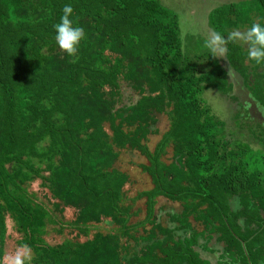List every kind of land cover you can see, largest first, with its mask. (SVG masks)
<instances>
[{
	"label": "trees",
	"instance_id": "obj_1",
	"mask_svg": "<svg viewBox=\"0 0 264 264\" xmlns=\"http://www.w3.org/2000/svg\"><path fill=\"white\" fill-rule=\"evenodd\" d=\"M65 5L73 8L74 26L85 30L77 62L63 53L40 77L28 66L18 69L14 83L0 77V210H9L19 227L18 245L31 248L38 264H211L200 252L215 254L214 264H264V154L246 145L227 150L222 124L201 97L208 88L229 96L224 68L209 50L195 60L183 55L177 16L157 0H0V40L18 39V31L9 36V25L19 23L32 38L40 29L41 43ZM257 21L264 25V0L221 4L207 14L210 29L224 36ZM227 49L228 65L264 107V67L249 62L239 44ZM120 81L138 98L115 108ZM155 113L168 116L169 128L149 153L143 143ZM169 142L174 162L165 166L159 158ZM125 147L146 157L149 166L141 170L152 184L139 194L150 229L138 239L126 234L128 208L120 205L126 176L111 166ZM40 165L47 177L39 175ZM37 176L66 189L65 202L70 194L90 200L79 219H109L121 237L140 243L138 250L100 233L81 245L44 244L43 211L32 207L23 186ZM158 197L180 204L168 217L176 226L159 224ZM3 241L0 235V259Z\"/></svg>",
	"mask_w": 264,
	"mask_h": 264
},
{
	"label": "rangeland",
	"instance_id": "obj_2",
	"mask_svg": "<svg viewBox=\"0 0 264 264\" xmlns=\"http://www.w3.org/2000/svg\"><path fill=\"white\" fill-rule=\"evenodd\" d=\"M157 1L176 14L183 55L188 60H195L203 51H208L203 46L207 34L211 31L207 22L208 12L221 4L240 3L249 0ZM5 19L8 20L7 17ZM18 25L19 23H15L13 26L9 25L11 33H9V36L18 31L20 32L18 39L9 37V39L3 38L5 41L0 40L1 58L6 57V59L0 60V67L2 66L1 61L4 63V66L0 68V77L6 80L9 79L11 83H14L12 78H15L14 75L17 74L18 69L21 67L28 66L32 74L40 77V71L51 67L55 59H65L63 58L65 54L63 55L60 52L55 43L54 26L41 33V35H44V40L40 43V41H36L40 29L35 33V37L32 38L24 33V28L20 30ZM242 48L245 50L244 47ZM105 52H103L104 56H106ZM28 57L30 59L27 61ZM215 59L226 71L227 81L231 84V92L228 95L233 97L231 98L233 100L229 99V96H224L209 88L203 91L201 97L209 108L211 115L222 124L220 135L226 142V149L230 150L232 149L231 147H236L237 145H246L253 153L264 154V107L256 101L255 97L252 96V92L245 89L239 74L228 65L226 59ZM201 65L203 69L206 68L203 59ZM119 92V101L116 103L115 108L130 106L138 98L136 93L124 81L119 82ZM153 119L154 122L149 127L150 134L143 143L149 153L154 150L169 128V118L165 114L155 113L153 114ZM103 129L109 133L106 125L103 126ZM124 130L128 129L124 128ZM66 151H68L67 148ZM174 154V147L169 142L164 147L163 153H161L160 163L169 166L174 162ZM70 156L72 158V155ZM57 159L63 162L68 161L63 156L57 157ZM8 164H5V166L9 169ZM71 165L73 166V164ZM142 165L145 167L149 166L146 157L128 147L118 151V155L111 163L112 168L114 167L116 171L124 174L127 178H125L120 189V205L128 208V220L126 222L128 231H126V234L135 239L146 236L150 229L145 221L144 199L139 194L142 191L151 189L152 184L148 175L141 170ZM48 174L46 167L40 165L39 175L47 177ZM55 183L57 182L54 181L50 184L37 176L23 185L25 190L31 194L32 207L43 211L42 241L44 244L53 246L67 241L72 245H81L90 240L94 233H100L102 235L114 234L119 239L120 244L128 245L133 251L138 250L140 243L135 244L133 241L121 237L119 234L121 228L111 223L109 219L102 217L98 224L90 223L85 218L79 219L80 213L88 208L90 209V200L70 194L69 200L65 202L66 197H68L67 190L60 189ZM155 202L154 215L157 216L159 224L164 227L176 226L168 222V217L170 214L180 212V204L170 202L162 197L156 198ZM229 203L231 207H236V198H230ZM10 214L11 212L7 209L5 211L3 207L0 210V235L4 239L0 264H6L5 257L22 246L18 245V241L21 240L23 235L18 226L14 227L15 223L11 220ZM189 224L196 231L202 230V226L193 222L191 218L189 219ZM28 249H30L32 257L31 264H38L33 261L35 258L33 251L29 247ZM200 253L202 258H207L211 261V264H214L216 260L215 254Z\"/></svg>",
	"mask_w": 264,
	"mask_h": 264
},
{
	"label": "clouds",
	"instance_id": "obj_3",
	"mask_svg": "<svg viewBox=\"0 0 264 264\" xmlns=\"http://www.w3.org/2000/svg\"><path fill=\"white\" fill-rule=\"evenodd\" d=\"M72 15V6L65 5L59 22L54 25V40L60 52L71 57L70 62L75 63L78 60L79 45L85 39V30L74 26ZM229 43L240 44L245 48L249 62L264 67V25L260 22H253L246 30L234 29L227 36L211 30L203 46L209 50L212 57L224 60ZM31 259L30 249L26 245L20 246L15 252L5 257L6 264H31Z\"/></svg>",
	"mask_w": 264,
	"mask_h": 264
}]
</instances>
